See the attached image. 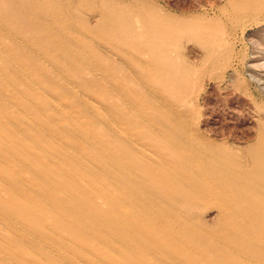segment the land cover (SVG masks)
<instances>
[{"label":"bare ground","instance_id":"obj_1","mask_svg":"<svg viewBox=\"0 0 264 264\" xmlns=\"http://www.w3.org/2000/svg\"><path fill=\"white\" fill-rule=\"evenodd\" d=\"M187 17L0 0V264H264V120L243 146L201 132V67L232 49Z\"/></svg>","mask_w":264,"mask_h":264},{"label":"rangeland","instance_id":"obj_2","mask_svg":"<svg viewBox=\"0 0 264 264\" xmlns=\"http://www.w3.org/2000/svg\"><path fill=\"white\" fill-rule=\"evenodd\" d=\"M150 1L162 11L195 19L222 44H231L233 54L220 55L213 66L201 67L202 85L195 97L199 129L212 139L246 145L254 138L258 121L264 120V14L238 15L230 0ZM180 46L179 54L191 64L199 63L201 47L195 39L185 38ZM214 218L209 211L206 220Z\"/></svg>","mask_w":264,"mask_h":264}]
</instances>
